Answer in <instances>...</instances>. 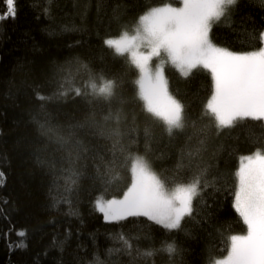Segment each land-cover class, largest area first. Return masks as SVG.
<instances>
[{
	"label": "trees",
	"instance_id": "1",
	"mask_svg": "<svg viewBox=\"0 0 264 264\" xmlns=\"http://www.w3.org/2000/svg\"><path fill=\"white\" fill-rule=\"evenodd\" d=\"M181 2L15 0L14 18L0 19V264H214L228 254L230 236L247 232L233 207L236 172L241 157L264 153V120L218 130L206 110L210 70L184 76L166 64L185 118L170 135L147 111L132 59L105 44L151 8ZM262 34L264 0H236L209 32L235 52L264 47ZM101 76L115 81L111 99L85 88ZM136 157L168 188L203 173L208 186L178 228L143 215L108 220L96 207L127 191ZM168 244L174 253L164 250Z\"/></svg>",
	"mask_w": 264,
	"mask_h": 264
},
{
	"label": "snow or ice",
	"instance_id": "2",
	"mask_svg": "<svg viewBox=\"0 0 264 264\" xmlns=\"http://www.w3.org/2000/svg\"><path fill=\"white\" fill-rule=\"evenodd\" d=\"M5 3L6 12L0 14V19L14 18L15 0H5ZM235 3L236 0H182V7L171 4L153 7L139 17L132 35L125 30L119 37L105 40L106 46L114 48L118 55L130 53L132 63L140 72V79L136 81L139 95L147 111L165 121L170 135L173 129L184 128L185 118L183 105L168 92L164 66L169 63L184 76L200 66L210 70L214 92L206 110L214 114L218 130L232 127L245 118L264 120V47L235 53L215 46L209 38L212 24L225 16L228 6ZM99 80L98 85L90 77L85 88L90 87L95 97L111 99L115 95V81L105 80L103 76ZM71 90L76 95L89 94L82 93L80 88ZM240 159L233 207L246 225L247 233L230 236L228 254L216 264H264V153L257 149ZM131 172L133 182L121 200L97 201L106 219L143 215L166 229H176L182 218L192 213L193 198L200 194L202 187L208 186L206 182L202 185L201 173L190 183L176 184L170 190L143 157L133 159ZM164 250L171 254L175 247L168 244Z\"/></svg>",
	"mask_w": 264,
	"mask_h": 264
},
{
	"label": "rangeland",
	"instance_id": "3",
	"mask_svg": "<svg viewBox=\"0 0 264 264\" xmlns=\"http://www.w3.org/2000/svg\"><path fill=\"white\" fill-rule=\"evenodd\" d=\"M182 1V0H181ZM172 7H182L183 5H182V2H181V4L180 5H171ZM232 6V5H231ZM230 6H228V8H229ZM135 27V25L133 26V28ZM129 34L130 35H132L133 34V32H132V30H129ZM119 37V36H118ZM115 38H117V37H115ZM209 38H210V36H209ZM211 40V39H210ZM211 42L215 45V46H217V47H219V48H225V49H227V50H229V51H231V52H235V51H232V50H230L229 48H226V47H223V46H219V45H217V44H215L212 40H211ZM259 50V49H258ZM140 51H144V49L143 48H141L140 49ZM255 51H257V50H255ZM235 53H247V52H235ZM128 55H129V57L131 58V55H130V53H127ZM155 63H156V61H155V58H154V60H153V70L155 69ZM170 64V63H169ZM164 75H165V66H164ZM165 78H166V76H165ZM140 79V76H139V78H138V80ZM138 88H139V92H140V87H139V85H138ZM168 92H169V94L173 97V95L170 93V91H169V89H168ZM174 98V97H173ZM175 99V98H174ZM144 101V100H143ZM145 102V101H144ZM245 163H247V161H245ZM151 171H152V169H151ZM153 172V171H152ZM154 173V172H153ZM156 174V173H155ZM157 175V174H156ZM132 176H133V174H132ZM158 177V176H157ZM159 178V177H158ZM133 179H134V177H133ZM133 179H132V182H133ZM174 188V187H173ZM173 188H169L170 190L171 189H173ZM124 195V194H123ZM123 195L122 196H120V197H115V198H108V199H105V198H99L98 200H100L101 201V203H104V202H106V201H108V200H113V199H115V200H121L122 198H123ZM97 200V201H98ZM97 201H96V207H97ZM98 208V207H97ZM99 210V209H98ZM103 213V215H104V217H105V213L104 212H102ZM185 217V216H184ZM183 217V218H184ZM182 218V219H183ZM108 220H112V219H108ZM247 233V232H246ZM246 233H244V234H241V235H246ZM227 256V255H226ZM225 256V257H226ZM224 257V258H225ZM224 258H220V259H218L217 261H221V260H223ZM217 261H215L214 262V264H216V262Z\"/></svg>",
	"mask_w": 264,
	"mask_h": 264
},
{
	"label": "bare ground",
	"instance_id": "4",
	"mask_svg": "<svg viewBox=\"0 0 264 264\" xmlns=\"http://www.w3.org/2000/svg\"><path fill=\"white\" fill-rule=\"evenodd\" d=\"M224 258V257H223Z\"/></svg>",
	"mask_w": 264,
	"mask_h": 264
}]
</instances>
